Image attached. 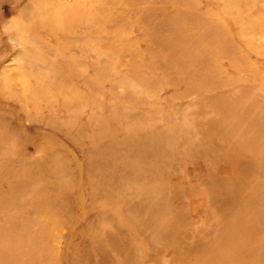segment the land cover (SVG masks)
Segmentation results:
<instances>
[{
  "label": "rangeland",
  "instance_id": "obj_1",
  "mask_svg": "<svg viewBox=\"0 0 264 264\" xmlns=\"http://www.w3.org/2000/svg\"><path fill=\"white\" fill-rule=\"evenodd\" d=\"M0 264H264V0H0Z\"/></svg>",
  "mask_w": 264,
  "mask_h": 264
},
{
  "label": "bare ground",
  "instance_id": "obj_2",
  "mask_svg": "<svg viewBox=\"0 0 264 264\" xmlns=\"http://www.w3.org/2000/svg\"><path fill=\"white\" fill-rule=\"evenodd\" d=\"M211 222V221H210ZM203 223V222H202ZM209 225V224H208Z\"/></svg>",
  "mask_w": 264,
  "mask_h": 264
}]
</instances>
